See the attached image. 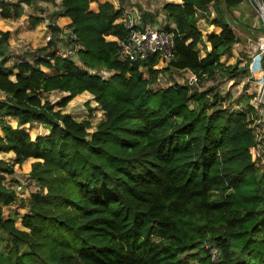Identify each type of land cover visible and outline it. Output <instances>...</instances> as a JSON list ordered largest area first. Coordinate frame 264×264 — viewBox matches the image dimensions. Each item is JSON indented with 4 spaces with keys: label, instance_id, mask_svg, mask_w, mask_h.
Instances as JSON below:
<instances>
[{
    "label": "trees",
    "instance_id": "16d2710c",
    "mask_svg": "<svg viewBox=\"0 0 264 264\" xmlns=\"http://www.w3.org/2000/svg\"><path fill=\"white\" fill-rule=\"evenodd\" d=\"M94 1L61 0L58 10L72 20L81 65L58 56L59 41L51 38L42 58L8 67L10 33L0 30V152L15 154L13 162L0 159V264H264V171L252 152L259 144L254 107L245 99L248 111H230L218 95L212 101L209 91L184 84L152 89L164 71L156 68L159 58L121 60L124 11L110 1L91 11ZM244 1L166 3L176 26L170 65L200 80L219 70L238 74L237 65L220 58L239 42L229 15ZM210 5L217 11L210 23L222 31L207 35L212 50L202 57L198 12ZM11 7L20 14L14 3L3 5L0 16L10 17ZM54 91L67 94L54 103L46 97ZM85 91L104 111L93 133L89 120L63 111ZM35 123L50 133L33 140L23 127ZM30 158L38 160L30 176L39 189L22 199L27 229H20L11 206L21 199L6 175ZM210 246L221 253L218 263Z\"/></svg>",
    "mask_w": 264,
    "mask_h": 264
},
{
    "label": "rangeland",
    "instance_id": "374dc122",
    "mask_svg": "<svg viewBox=\"0 0 264 264\" xmlns=\"http://www.w3.org/2000/svg\"><path fill=\"white\" fill-rule=\"evenodd\" d=\"M36 2L37 0H34V4H36ZM129 3H131V6L136 5V1H130L128 4ZM140 5L142 6V9L145 6L144 3L143 5ZM140 5L138 4L139 8ZM57 6L58 4L55 3L53 11H50V9L47 7L48 11H44L42 13V17L31 16L28 17L27 20L25 19L28 21L27 25L31 26L29 32L27 33L29 36L28 40H30V42L28 41L29 44L23 45L24 47L22 45L18 46L17 51L14 50V52L9 55L11 60L15 61L17 56L18 58H24L26 56L34 57L36 54L45 51L44 48L48 45L51 38L59 41L60 36L63 33L70 31L68 26L62 25V23L57 21L58 18L55 19V21L51 20L52 18L50 17V14L55 13L58 10ZM161 8L162 6H159L158 10ZM158 16H161V14ZM216 16L217 11L215 5H210L208 11H199V26L204 28L205 22L203 21L205 18H215ZM229 16L232 20V28L239 37V42L233 46L231 53L222 55L220 60L227 66L237 65V69L239 70L238 74L231 76L229 72L219 70L213 75L212 78L200 80L191 71L177 70L170 65V61L159 60L157 68H164V71L159 75V78L151 86V88L157 90L174 84H184L189 87L191 92L209 91V94L206 97L211 98V100L214 101L215 98L212 97L218 95L219 99L217 100H219L221 103L219 104L223 105L224 108H227L230 111L239 109H245L248 111L244 100H249L250 104L254 107V111L251 114V118L253 120L252 126L259 142L256 147L252 148V152L254 159L257 161L258 167L261 171H264V104L260 105L258 103L261 98L264 100V80L255 82L250 73L253 60L260 52L259 43L264 35V20L261 16L259 0H245L243 5L233 9ZM54 26L61 28V32H58L57 35L53 34ZM47 27L50 30V34L48 36L46 32ZM58 46H62L61 42H59ZM23 48H25V53H22ZM199 48L200 55L204 56L206 52L203 44L200 45ZM18 51L21 53H15ZM71 59L76 61L77 65H81L78 56H75ZM240 72L244 74L241 75ZM109 75H111V72L104 76L107 77ZM66 94L67 93L54 91L46 94V97L55 103ZM194 104L195 103L193 102L189 103L191 107H193ZM63 111L71 114L79 121L89 120L91 123L90 128L88 129L90 133L95 132L97 127L104 119V111L102 107L96 102L95 97L91 95V93L88 96H84L82 94L77 95L67 104L66 107L63 108ZM10 123H12L14 126H17L14 121H10ZM23 128H25V130L31 134L33 140H35L38 136H44L50 133V130L46 128V126L39 123H35L33 125L28 124ZM1 130L2 129H0V132ZM12 154V152L0 153V158L4 159L5 161L13 162L14 159L12 158ZM37 161L38 160L36 159L27 160L22 165H16L15 173L13 175H6L8 185L16 189L17 194L21 199L17 201L16 204H12L11 206V208L15 210L17 214H20V217H18L16 220V226L20 229H27L25 227L24 217L28 212V208L21 204L22 199L28 200L31 197V194L39 189L38 183L30 176L32 166L34 162ZM5 213L8 214L7 208H5Z\"/></svg>",
    "mask_w": 264,
    "mask_h": 264
},
{
    "label": "crops",
    "instance_id": "0c3cea01",
    "mask_svg": "<svg viewBox=\"0 0 264 264\" xmlns=\"http://www.w3.org/2000/svg\"><path fill=\"white\" fill-rule=\"evenodd\" d=\"M107 1L112 2L117 8H121L124 12L128 9H131V8L137 9L140 12V14L142 15L143 23H144L145 27H159V26L161 27V26L175 25L174 22L170 19L168 13L166 12L165 5L168 2H178V3L182 2V0H155V1H151V0H126V1L125 0H96L90 4V10L97 12L99 10L100 5L107 2ZM130 1L131 2L136 1V5L131 6L130 5L131 3L128 4V2H130ZM156 1H157V4H156ZM60 2H61V0H56V2L51 1V0H37L36 4H34V0H31V3L28 4L26 0H0V14L3 10V5L20 3V14L18 16H16L15 11L13 10L12 7H11V9H9L11 11L10 17L4 18V17L0 16V30L10 33L9 38H8V42H7V49H8L7 55L8 56L11 53H13L14 50L17 51L18 46H20V45L23 46V45L29 44L30 40H28L29 36L27 33L29 32L31 26L27 25L28 21H26V20L28 19V17H31V16L42 17L43 16L42 13L44 11L47 12L48 8L50 9V11L54 10V4L55 3L58 4L57 9L59 10ZM143 3L145 6L142 9L141 8L142 6L140 4L143 5ZM138 4L140 5V8L138 7ZM241 5H243V3ZM159 6H162V8L160 10H158ZM58 10L55 13L50 14V17L52 18L51 20L55 21V19L58 18L57 21L59 23H62V25L69 26L70 23L72 22L71 18L60 17L58 15ZM159 14H161L162 17L158 16ZM213 17L212 18L206 17L205 20L201 19V20H204L203 22H205V25H204L205 27L204 28L201 26L200 27H201V30L204 34L205 42H204L203 46L205 48L206 53H207V51L212 50V46H211L210 42L207 41V35L208 34H218L222 31L221 27L216 26V25H212L210 23L211 20H213ZM35 19H37V18H35ZM39 23H41V22H39ZM46 32H47V36H48L50 34V30L48 27H47ZM111 39H114V38L111 37ZM24 49L25 48L22 49V51H23L22 53H25ZM15 53H21V52L18 51ZM46 53L47 52L44 51L42 53L36 54L34 57H29V56L27 57L26 56L24 58L23 57L18 58V56H17L16 60H23L24 62H27V63H33L35 60L42 58L43 54H46ZM204 56H202V57H204ZM15 61H13V60L8 61L7 66L12 67ZM157 65H156V68H157ZM42 68H43L44 72H46V73H52L54 71L53 68H50V67L43 66ZM82 95L88 96V95H90V93L85 91L82 93ZM8 119H9V122L14 121L15 124L17 125L16 120H14L12 118H8ZM14 127H16V126H14ZM0 129H2L1 126H0ZM0 133H3L2 130ZM0 153H3V152H0ZM12 155H13L12 158L14 159L15 154L13 153ZM0 159H2V158H0ZM30 159H34V158H30ZM30 159H28V160H30Z\"/></svg>",
    "mask_w": 264,
    "mask_h": 264
},
{
    "label": "built area",
    "instance_id": "2783aa9c",
    "mask_svg": "<svg viewBox=\"0 0 264 264\" xmlns=\"http://www.w3.org/2000/svg\"><path fill=\"white\" fill-rule=\"evenodd\" d=\"M263 4L264 3L259 0L261 16L264 20ZM120 21L124 22L125 27L128 31V36L126 39L117 40L119 58L121 60L129 62H142L148 60L152 56L158 57L161 61H172L175 59L177 53V46L175 42V25L161 27H145L142 15L135 8L126 10ZM67 33H63L60 36L59 42H61L62 46H58L59 48L57 49V55L60 57L74 58L75 56H77V49L73 47V43H75L78 36L72 29H70V31ZM263 40L264 35L259 43L260 52L254 58L250 68L251 77L255 80V82L264 80ZM102 74L106 75L109 74V72L103 71ZM258 103L260 105L264 104L263 98H261ZM209 250L210 254L212 255V260L215 263H218L221 259L220 251L213 246H210Z\"/></svg>",
    "mask_w": 264,
    "mask_h": 264
},
{
    "label": "bare ground",
    "instance_id": "6f19581e",
    "mask_svg": "<svg viewBox=\"0 0 264 264\" xmlns=\"http://www.w3.org/2000/svg\"><path fill=\"white\" fill-rule=\"evenodd\" d=\"M263 44H264V40H263Z\"/></svg>",
    "mask_w": 264,
    "mask_h": 264
}]
</instances>
